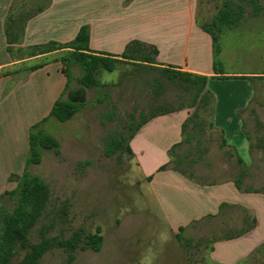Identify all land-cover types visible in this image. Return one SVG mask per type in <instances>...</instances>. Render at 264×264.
<instances>
[{
  "label": "rangeland",
  "instance_id": "obj_1",
  "mask_svg": "<svg viewBox=\"0 0 264 264\" xmlns=\"http://www.w3.org/2000/svg\"><path fill=\"white\" fill-rule=\"evenodd\" d=\"M224 1L199 0L202 16L199 11L198 21L210 23ZM259 5L257 16L247 7L238 26L224 30L217 40L215 71L247 74L246 79L220 78L208 86L216 94L252 91L248 106L238 113L249 140L245 162L232 158L234 151L222 145L220 132L208 127L215 101L212 96L193 102V90L143 63L121 62L113 72L100 70V85L85 89L84 107L69 120L44 116L33 124L58 141L60 154L45 150L40 163L29 169L50 191L47 212L31 230L30 242L38 241L41 233L65 239L75 231L94 233L97 227L103 238L98 251L77 249L68 261V254L54 247L38 264H224L212 257L215 243L223 241L224 230H239L243 218L251 213L239 206L225 208L216 218L189 226L179 242L175 238L178 227L165 223L163 207L151 197V187L139 176L133 157L125 150L107 157L104 146L114 140L125 146L131 130L153 110L165 114L187 111L183 134L191 137L190 144L182 146L172 167L200 184L235 178L245 191L264 193V0ZM73 75H80L78 66L73 67ZM71 87H78L75 79ZM9 177L0 176V194L8 188ZM15 186L13 178L7 190ZM13 206L8 195L0 200V207L7 211ZM23 253L18 251L11 264H18ZM242 264H264V251L257 250Z\"/></svg>",
  "mask_w": 264,
  "mask_h": 264
},
{
  "label": "crops",
  "instance_id": "obj_2",
  "mask_svg": "<svg viewBox=\"0 0 264 264\" xmlns=\"http://www.w3.org/2000/svg\"><path fill=\"white\" fill-rule=\"evenodd\" d=\"M199 11V0H0V176L23 172L30 129L49 115L63 93L67 80L62 59L73 52L66 46L81 27L87 28L89 49L119 60L115 67L121 62L143 63L205 76V91L215 99L208 127L220 132L223 146L234 151L232 158L245 162L249 140L238 113L248 106L252 91L216 94L208 86L220 78L242 81L247 74L214 70L216 54L207 30L212 20L199 22ZM133 43L141 44L142 50L129 53L133 59L122 58ZM51 44L61 48L45 51ZM74 66L71 63L70 88L78 89L81 71L74 78ZM74 79L77 88L71 87ZM187 117V111H177L148 120L129 141L131 156L170 227H187L215 216L222 204L251 213L256 220L253 229L215 243L212 251L219 263L242 264L257 250L264 251V193L245 191L243 185L237 188L235 178L200 184L172 167L173 159L182 153L183 145H177L185 137L182 125Z\"/></svg>",
  "mask_w": 264,
  "mask_h": 264
},
{
  "label": "trees",
  "instance_id": "obj_3",
  "mask_svg": "<svg viewBox=\"0 0 264 264\" xmlns=\"http://www.w3.org/2000/svg\"><path fill=\"white\" fill-rule=\"evenodd\" d=\"M250 7L252 14L257 16L260 13L259 0H237L233 2L231 0H225L218 10L217 14L212 19L211 25L207 30L211 34L213 40V46L215 54H218L217 40L219 34L228 28L231 29L237 26L244 17L245 9ZM65 47V46H64ZM73 49L70 57L62 59L63 67L62 73L66 77L67 83L63 93L56 100L48 117H53L59 122H65L69 120L76 112L81 110L85 104V91L83 88L92 89L97 88L99 82L96 78V73L99 69L111 72L113 71L115 64L119 60L110 58L108 56L94 54L88 47V32L86 27H81L75 40L68 44ZM142 45L139 43H133L127 49V53L123 54L122 58L133 59L132 53L134 50L140 52ZM61 48L55 44L49 45L45 48V51H53ZM146 62L152 63V59L149 57L144 58ZM71 63L76 64L81 75L77 78V83L80 88H70V82L72 80ZM160 69V68H159ZM215 70V69H214ZM169 80H177L183 83L186 88L194 91L193 102L198 97H211L208 91H205L207 78L205 76L190 74L186 72H177L169 69L159 70ZM166 111L153 110L149 114L148 118L142 117L141 122L133 130H131L127 139V144L124 146L123 142L114 140V142L106 143L104 146V154L107 157L113 156L117 151L125 150L129 155H132L129 147V140L135 135L139 128L145 124L148 120L165 114ZM111 113L108 112L106 117H111ZM197 118V114H195ZM110 119V118H109ZM45 119L42 121L44 122ZM188 120L182 125V131L186 129ZM198 126V124H195ZM191 137H183L179 148L184 144H190ZM224 145V142H222ZM45 150L52 151L54 154L59 155V143L50 134L45 133L41 129H38V124L31 127L29 132V148L25 161V167L20 175L11 174L9 181L12 182L15 178L16 186L12 190H6L0 194V200L8 195L14 200V206L12 210L7 211L3 207H0V264H11L12 259L18 251H24L22 258L18 264H38L42 256L50 249L56 247L62 249L68 254V261H72L74 256L72 253L77 249H90L98 251L103 243L101 236V229L97 227L94 233L83 235L81 231H75L70 237L65 239L49 238L44 233L40 234L38 241L31 243L29 235L33 227L37 224L39 219L43 217L46 212L50 201V191L48 185L42 180V178L36 174H31L29 169L31 166L38 165L41 161L42 152ZM176 148H173V152ZM171 151V152H172ZM241 162L240 160H238ZM161 167L160 169H163ZM241 180L237 179L235 185L240 187ZM237 206L222 204L219 208L218 214L215 216H207L200 221L194 222L198 224L207 219H214L225 208H236ZM242 210V209H241ZM247 214V211L242 210ZM255 218L248 216L243 218L242 225L239 230L235 232H228L224 230L223 236L220 240H229L237 238L255 226ZM179 227L178 233L175 235L177 241L183 240V232L188 228Z\"/></svg>",
  "mask_w": 264,
  "mask_h": 264
}]
</instances>
